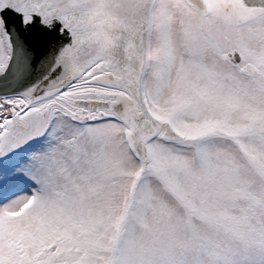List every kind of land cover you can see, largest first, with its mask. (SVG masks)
I'll return each mask as SVG.
<instances>
[{
    "label": "snow or ice",
    "instance_id": "snow-or-ice-1",
    "mask_svg": "<svg viewBox=\"0 0 264 264\" xmlns=\"http://www.w3.org/2000/svg\"><path fill=\"white\" fill-rule=\"evenodd\" d=\"M0 264H264V0H0Z\"/></svg>",
    "mask_w": 264,
    "mask_h": 264
}]
</instances>
